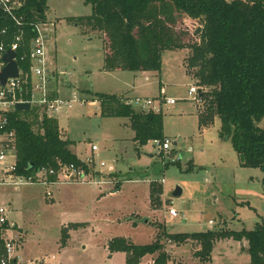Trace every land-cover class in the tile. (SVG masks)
<instances>
[{
	"label": "rangeland",
	"instance_id": "rangeland-1",
	"mask_svg": "<svg viewBox=\"0 0 264 264\" xmlns=\"http://www.w3.org/2000/svg\"><path fill=\"white\" fill-rule=\"evenodd\" d=\"M46 6L45 21L53 26L45 58L59 78L50 82V94L78 100L54 120L76 157L93 161L87 173L95 184H32L17 191L0 186L4 216L16 223L22 237L19 254L35 262L45 259V264H126L124 253L110 254L106 247L113 238L124 237L136 245L159 240L168 257L165 264H249L244 241L215 243L208 262L196 256L198 245H176L165 237L252 231L264 222V172L240 165L230 141L219 138L218 120L211 127L198 126L200 103L188 94L190 86L196 87V69L187 67L190 50L165 51L159 74L105 72L103 40L69 21L90 16L92 6L81 0H47ZM201 28V21L187 18L177 25L178 32L186 31L188 45L199 42ZM99 94L155 104L173 99L174 105H160L170 148L162 151L153 141L137 145L127 118L102 115L95 100ZM152 188L160 191L151 194ZM176 188L178 197L173 196ZM169 208L177 218L167 215ZM70 224L77 227L68 229L67 244L61 247V231ZM157 255H147L139 264H153Z\"/></svg>",
	"mask_w": 264,
	"mask_h": 264
},
{
	"label": "trees",
	"instance_id": "trees-1",
	"mask_svg": "<svg viewBox=\"0 0 264 264\" xmlns=\"http://www.w3.org/2000/svg\"><path fill=\"white\" fill-rule=\"evenodd\" d=\"M47 0H25L23 22L45 20ZM92 6L88 17L70 19V23L89 32H96L104 42L103 70L159 74L165 51L190 50L187 67L198 91V126L211 127L219 121V138L229 140L240 165L264 172V0H81ZM187 18L201 21L199 42L188 45L186 31L177 25ZM25 27L24 45L17 59L28 54L32 34ZM1 41L10 43L16 26L0 13ZM19 61L28 70L30 60ZM103 116L127 118L134 132L133 140L140 147L150 141L163 142L161 113L134 110L126 105L129 99L117 95H97ZM5 131L15 132L16 172L30 176L38 170H57L62 165L82 167L87 164L71 151V142L60 136L57 121L37 110L9 111ZM53 179V178H52ZM264 181V180H263ZM160 191L153 189L151 194ZM70 224L61 231V247L66 246ZM176 245L199 246L196 256L211 260L215 243L232 239L247 245L249 264H264V222L252 231L227 229L200 233L165 234ZM110 254L122 252L126 264H139L157 253L153 264H165L168 257L163 245L155 240L149 245H136L124 237L108 241Z\"/></svg>",
	"mask_w": 264,
	"mask_h": 264
},
{
	"label": "built area",
	"instance_id": "built-area-1",
	"mask_svg": "<svg viewBox=\"0 0 264 264\" xmlns=\"http://www.w3.org/2000/svg\"><path fill=\"white\" fill-rule=\"evenodd\" d=\"M25 0H0V13L8 18L17 28L16 34L13 36L10 43L1 41L0 43V71L5 66L1 60L2 55L7 49L15 52V58L18 64L17 78H11L6 81L4 86L0 85V186L12 187L19 190L20 187L37 184L48 186H58L62 184H82L91 183L95 181L88 179V173L84 168H76L74 165H62L57 170L42 169L35 172L30 176H21L16 172V157H15V132L5 131L7 126V114L9 111L14 110L15 104L29 103L30 109L39 110L43 112L48 118L55 119L63 110L70 109L78 100L73 95L72 98H58L50 94V82L52 72L47 68V59L45 58V48L48 40V33L53 26L44 21H37L34 23L25 24L23 22V14ZM29 27L32 37L28 43V54L23 57H28L30 66L28 70H22L19 66V61H23V57L17 59V52L24 45L25 27ZM6 28L1 31V35L5 36ZM189 96L192 101L199 103L198 91L194 86L188 88ZM164 100V103L161 101ZM158 104L154 100L148 99H131L126 101V105L131 106L133 109L148 113L153 111L160 113V105H174L175 101L169 99H157ZM83 104V101H79ZM158 145L160 150L167 151L170 148L168 139L163 142L153 141ZM97 151V146L92 147V152ZM12 158V161H9ZM93 161L90 159L87 167L91 169ZM91 163V164H90ZM101 166L105 164L100 163ZM53 178V179H52ZM163 180L160 184H163ZM103 184V183H102ZM46 195L50 196V191H46ZM5 209L0 206V264H45V259L35 262L32 259L24 258L20 253L22 246L19 232L15 223H9L8 219L4 216ZM172 219L178 217L177 212L171 208L167 211Z\"/></svg>",
	"mask_w": 264,
	"mask_h": 264
},
{
	"label": "water",
	"instance_id": "water-1",
	"mask_svg": "<svg viewBox=\"0 0 264 264\" xmlns=\"http://www.w3.org/2000/svg\"><path fill=\"white\" fill-rule=\"evenodd\" d=\"M200 29H197L196 33L198 34ZM15 52L11 49H7L6 52L2 55L1 60L4 62L5 66L0 71V85L4 86L6 81L11 78H17L18 76V64L15 58ZM30 110L29 103L25 104H15L14 111L25 112ZM181 191L179 188H176L173 192L174 197L180 196Z\"/></svg>",
	"mask_w": 264,
	"mask_h": 264
},
{
	"label": "crops",
	"instance_id": "crops-1",
	"mask_svg": "<svg viewBox=\"0 0 264 264\" xmlns=\"http://www.w3.org/2000/svg\"><path fill=\"white\" fill-rule=\"evenodd\" d=\"M105 72H107V71H105ZM52 78H51V82H53L52 80H58L59 81V78L57 77V76H55L54 75V73L52 72ZM56 90H58V89H56ZM115 95V94H114ZM72 151V150H71ZM59 186V185H58ZM6 188H10V187H6ZM12 188V187H11ZM117 190H119L118 188H116ZM17 191V190H16ZM15 225H16V223H15ZM17 226V225H16ZM129 240V239H128ZM24 258H26L25 256H23Z\"/></svg>",
	"mask_w": 264,
	"mask_h": 264
}]
</instances>
